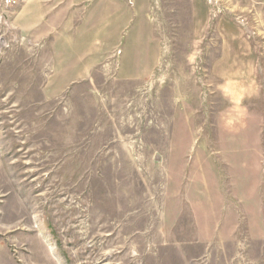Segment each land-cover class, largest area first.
I'll return each instance as SVG.
<instances>
[{
  "label": "rangeland",
  "instance_id": "obj_1",
  "mask_svg": "<svg viewBox=\"0 0 264 264\" xmlns=\"http://www.w3.org/2000/svg\"><path fill=\"white\" fill-rule=\"evenodd\" d=\"M8 3L0 264H264V0Z\"/></svg>",
  "mask_w": 264,
  "mask_h": 264
},
{
  "label": "crops",
  "instance_id": "obj_2",
  "mask_svg": "<svg viewBox=\"0 0 264 264\" xmlns=\"http://www.w3.org/2000/svg\"><path fill=\"white\" fill-rule=\"evenodd\" d=\"M71 3H73V4H77L80 0H69ZM74 7H76V6H70L69 8H74Z\"/></svg>",
  "mask_w": 264,
  "mask_h": 264
},
{
  "label": "built area",
  "instance_id": "obj_3",
  "mask_svg": "<svg viewBox=\"0 0 264 264\" xmlns=\"http://www.w3.org/2000/svg\"><path fill=\"white\" fill-rule=\"evenodd\" d=\"M12 3H14V0H9V3L8 4H12Z\"/></svg>",
  "mask_w": 264,
  "mask_h": 264
}]
</instances>
